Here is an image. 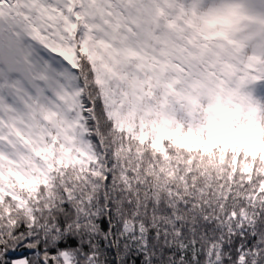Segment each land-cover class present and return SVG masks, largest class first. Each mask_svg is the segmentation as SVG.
Here are the masks:
<instances>
[{"label": "trees", "instance_id": "16d2710c", "mask_svg": "<svg viewBox=\"0 0 264 264\" xmlns=\"http://www.w3.org/2000/svg\"><path fill=\"white\" fill-rule=\"evenodd\" d=\"M108 1L72 2L77 20L71 33L75 43L69 48L71 58L67 55L66 63L78 88V127L86 157L79 164L72 163L78 171L51 177V183L45 173L42 180L26 187L32 192L41 184L46 188L39 203L34 201V207L40 210L34 227L24 219L28 213L15 217L20 220L19 231L27 233L32 228L34 235L28 243H38L36 248L17 247L14 258L26 255L31 264H36L38 253L58 258L64 252L73 255L77 264H194L202 250L211 257L216 249L219 259V243L208 241L203 232L194 234L195 224L200 218H219L216 235H226L239 224L231 220V213L247 219L252 206L258 208L264 202V144L257 129L261 112L255 84L245 82L232 93L220 92L221 111L228 110L229 114L215 139L202 141L198 139L199 131L188 136L171 125L162 140L155 142L152 131L140 132L137 124L117 119L109 110L103 82L106 70L101 74L97 52L102 49L114 62V73L121 72L123 60L142 63L148 55L140 36L127 29L112 8H106ZM17 3L15 9L25 16L30 12L27 7L45 9L43 0ZM98 12L111 19L107 29L96 22L94 13ZM46 20L48 36L55 44L50 50L63 58L64 53L57 49L64 38L56 37L64 30L53 18ZM37 33L42 35L40 30ZM98 42L102 48L96 46ZM153 62L151 66L157 64ZM81 98L90 105L83 110L91 114L90 118L80 109ZM4 115L7 122L9 115ZM174 124L179 128L183 125L180 120ZM210 131L216 128L210 127ZM59 167L67 168V164L59 163L56 168L49 165L48 171ZM84 201L91 202L84 205ZM49 206L51 209L44 211ZM86 220L93 227L75 232L76 224ZM180 224L186 226L187 234ZM57 228L60 237L53 239L50 234ZM8 258H13L11 253ZM39 264H44L43 260ZM239 264H244V253L240 254Z\"/></svg>", "mask_w": 264, "mask_h": 264}, {"label": "rangeland", "instance_id": "374dc122", "mask_svg": "<svg viewBox=\"0 0 264 264\" xmlns=\"http://www.w3.org/2000/svg\"><path fill=\"white\" fill-rule=\"evenodd\" d=\"M72 2L43 0L45 9L27 7L30 12L25 16L15 9L17 0H5L0 4V33H9L24 47L40 44L48 39L37 33L43 23L48 22L46 18H53L56 22L60 19L64 25H57L64 31L56 38L62 37L64 42L57 51L64 53L61 58L66 62L67 55L71 58L69 48L75 43L71 33L77 20L73 17L75 9ZM105 6L117 13L118 18L127 24V29L140 36L148 55L142 63L136 59L123 60L121 72L114 73L111 70L114 62L102 49L96 51L100 54L98 65L103 67L101 74L106 70L103 82L109 110L117 119L137 124L140 132L152 131L157 143L165 131L171 130V125L173 130L184 131L188 136L199 131V140H213L221 134L229 114L228 110L221 111L220 92L232 93L233 89L238 90L246 82V85L255 84L254 92L259 98L261 112L257 129L264 144V0H109ZM94 15L104 29L112 25L111 19L100 12ZM96 46L102 48L103 45L98 42ZM152 61L157 64L153 62L151 66ZM171 63L175 65L166 70ZM66 65L61 66L63 83L59 85L58 95L67 113L70 114L75 106L76 116L66 122L65 110L59 108L56 111L42 110V116L50 130L59 129L56 136L50 138L55 141L59 137L68 145L66 148L61 144L56 150L63 152L65 157L72 156L71 163L79 164L86 157V147L78 127V88L70 66ZM230 81H233L231 85ZM0 88L3 89L0 128L5 136H11L21 147L26 146L30 153L42 160L51 158L52 145L42 138L41 143L45 146L39 150L28 143L32 137L20 119L22 110L18 111L20 106L15 99L23 91L21 74L14 68H8L5 75L0 69ZM4 113L9 115L7 122L3 120ZM178 120L183 123L182 128L179 124L174 126ZM32 123L38 124L39 121L33 118ZM62 123L65 125L63 128L60 127ZM210 127L216 131L211 132ZM21 132L28 140L20 135ZM3 142L9 145L6 139ZM73 148L78 155H72ZM11 155L16 157V161L10 159L8 151L0 150V168L9 176L15 168L32 163L30 157H25L15 148H12ZM59 163L63 162L58 159ZM31 171L39 173L33 180L25 181L17 176V182L25 188L46 175L34 164ZM15 259L23 264V257ZM65 259L68 264L67 257Z\"/></svg>", "mask_w": 264, "mask_h": 264}, {"label": "snow or ice", "instance_id": "6c2138e0", "mask_svg": "<svg viewBox=\"0 0 264 264\" xmlns=\"http://www.w3.org/2000/svg\"><path fill=\"white\" fill-rule=\"evenodd\" d=\"M49 31L50 29L47 28V22L45 21L43 26L40 27V32L48 39H45L43 43H34L27 47L19 45L9 33H0V69H3L6 75L8 68H14L21 74L23 80V91L15 99L20 106L18 111L22 110L20 119L26 125V129L32 139L28 140V137L24 136L23 132L20 135L24 136V139L28 140V143L32 144V147L36 150L45 146L44 143H41V138L45 143L52 145V157L45 161L40 156L30 153L26 146L21 147V144L12 140L11 136H5L4 130L0 128V150L8 151L10 159L16 161V157L11 155L12 148H15L25 157H30L32 161V163L24 164L22 168H15L10 176L3 168H0V177H6V179H0V264H19L14 258L16 255L15 249L20 246L36 248L38 243H28L30 237L34 235L32 228L30 227L27 233L19 231L20 220H16L15 217L20 213H28L24 219L28 221L29 225L34 227L37 222V214L40 213L39 208L34 207V201L37 204L39 203L40 197L46 193V188L41 184L37 191L32 192L17 182V176L23 177L25 181L33 180L35 176L39 175V173L31 171L33 164L41 172L49 176L50 183L51 177H59L61 173L67 176L70 172L79 170L74 168L71 163L72 156L65 157L63 152L56 150L61 144H64V141L60 140L59 137L55 141L50 138V136H56L59 129L53 128L50 130L47 126V121L42 116V110L56 111L58 108L65 110V105L59 98L58 93L59 85L63 83L61 66L64 65L66 67L67 65L60 56L50 50L55 47V44L50 43L52 37L48 36ZM2 96L3 89L0 88V97ZM88 107L90 105L81 98L80 109L86 118H90L91 115L83 111ZM75 116V106L70 114L65 110L66 122H70ZM33 118L39 123L33 124ZM64 126L63 123L60 124L61 128ZM92 137H89V139L92 140ZM4 139L9 141V145L4 144ZM64 146L68 147L67 144H64ZM72 155H78L75 148L72 149ZM58 159L67 164V168L59 167L57 171L49 172V165L56 168ZM89 167L94 168L95 166L90 165ZM65 196L69 199L66 192ZM22 202L24 206H21ZM90 202L84 201L82 203L87 205ZM50 209L51 206L44 211ZM85 212L86 208H83L81 213L84 214ZM230 216L233 222L239 221V224L226 235L223 232L216 235L219 229L215 225L221 223L219 218L215 220L200 218L195 224L194 234L205 233L206 239L211 243H219L220 248L219 259H216V249H213L211 257L202 250L197 254L194 264H239L241 253H244V264H264V202L258 208L253 205L252 212L247 219L238 216L235 212L231 213ZM53 223L55 222L53 221ZM91 227L93 225L86 220L83 224L78 222L74 230L79 233L82 229L87 230ZM179 227H185L186 229L183 224H180ZM68 230L66 228V231ZM185 234H187V229ZM50 235L53 239L59 238V229L57 228ZM48 238L49 236L45 237V239ZM231 249H235V251H231ZM9 253H11L13 258H8ZM66 257L68 264H77L74 256L69 253H60L57 258L51 257L47 252L43 256H40L39 253L37 254L36 264H39L40 260H43L44 264H49L50 260L51 264H66ZM92 259L97 258L92 257ZM23 264H31L26 255L23 256Z\"/></svg>", "mask_w": 264, "mask_h": 264}]
</instances>
